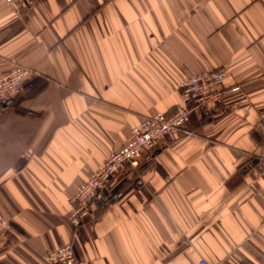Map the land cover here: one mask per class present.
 Masks as SVG:
<instances>
[{
	"label": "crops",
	"instance_id": "0c3cea01",
	"mask_svg": "<svg viewBox=\"0 0 264 264\" xmlns=\"http://www.w3.org/2000/svg\"><path fill=\"white\" fill-rule=\"evenodd\" d=\"M0 264H264V0H0ZM223 68L222 101L193 110L77 227V185L132 128ZM188 131L189 134L185 133ZM141 180L142 184H137Z\"/></svg>",
	"mask_w": 264,
	"mask_h": 264
},
{
	"label": "built area",
	"instance_id": "2783aa9c",
	"mask_svg": "<svg viewBox=\"0 0 264 264\" xmlns=\"http://www.w3.org/2000/svg\"><path fill=\"white\" fill-rule=\"evenodd\" d=\"M8 5L24 4L32 6L36 0H3ZM32 70L15 66L0 77V105L12 100L20 91L23 77L32 74ZM223 68L203 71L184 78L179 83L181 103L170 114L157 112L144 117L132 130L126 142L112 149L104 162L83 182H80L70 199L72 204L69 220L78 226L82 220L92 214L96 208L106 205L110 200L107 183L120 168L129 165L138 168L140 159L146 151L152 149L164 134L176 131L188 120L190 112L202 110L222 101L225 93ZM185 133L189 134L188 131ZM264 171V168H263ZM137 184H142L137 180ZM8 228L5 218H0V236ZM47 264H74L72 244L63 245L45 255ZM200 264H208L201 261Z\"/></svg>",
	"mask_w": 264,
	"mask_h": 264
}]
</instances>
